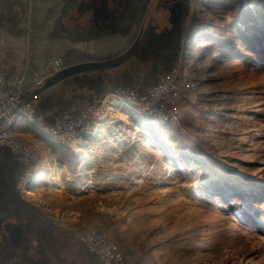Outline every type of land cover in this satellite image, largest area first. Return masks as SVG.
I'll list each match as a JSON object with an SVG mask.
<instances>
[{"label":"rangeland","instance_id":"374dc122","mask_svg":"<svg viewBox=\"0 0 264 264\" xmlns=\"http://www.w3.org/2000/svg\"><path fill=\"white\" fill-rule=\"evenodd\" d=\"M192 2L190 20L198 19L203 27L187 39L190 20L185 22L173 59L132 61L129 81L88 98H72L52 118V125L44 119V126L53 127L55 119L73 116L104 92L120 88L146 92L173 67L177 68L174 92L165 94L163 102L169 109L170 100H175L176 121L147 118L137 124L122 117L118 129H105L82 148L58 147L60 157L52 144H33L17 135L42 153L36 170L42 164L52 182L63 184L61 165L66 163L76 185L65 192L47 183L44 187L49 188L43 190H32L33 183L23 193L17 189L28 221L46 229L34 214L43 215L49 226L73 235L101 264L82 244L85 232L107 234L123 254L124 264H264V69L236 60L232 53L224 56L220 46L231 42L238 47L232 26L238 12L249 25H263L264 0H232L226 8ZM67 55L52 59L45 75L58 72ZM74 56L67 64L90 61L82 54ZM54 61L60 62L57 70L51 65ZM37 81L43 83L44 77L29 84L18 82L7 90L31 87ZM23 95L21 104L31 99L29 93ZM72 108L74 114H65ZM15 155L21 169L17 187L24 169ZM8 185L0 170V208L5 200L11 213L7 221L18 223L21 216L16 217L17 204ZM27 191L44 205L29 200ZM2 229L8 233L11 226L4 227L1 221L3 241L7 233ZM34 229L28 230L30 259H36L37 249L43 250L38 241L44 230L38 237ZM59 247L68 253L62 244ZM68 256L73 258L71 253ZM44 259L48 264L45 252Z\"/></svg>","mask_w":264,"mask_h":264},{"label":"crops","instance_id":"0c3cea01","mask_svg":"<svg viewBox=\"0 0 264 264\" xmlns=\"http://www.w3.org/2000/svg\"><path fill=\"white\" fill-rule=\"evenodd\" d=\"M194 6L192 0H0V90L5 91L18 82L29 84L43 76L34 110L46 124L52 125V118L72 98H88L129 81L132 61L152 57L167 63L173 59L178 53L180 30L190 20ZM145 11L153 15L154 25L168 30L161 37L153 33L146 39L154 50L136 40ZM72 53L82 54L90 61L45 75L52 59ZM161 64L158 62L155 67L159 69ZM74 113L72 108L65 114ZM132 119L141 124L147 117L134 114ZM15 132L30 143L51 144L49 130L39 129L22 117L16 119ZM54 148L55 155L60 157V149ZM18 165L17 156L0 146V167L17 169L18 175L21 172ZM61 169L64 185L52 182L46 176V168L39 164L31 189L54 187L65 192L66 188L75 187L70 181V167L62 163ZM44 183L50 186L44 187ZM34 215L46 228L42 239L40 224L33 222L48 264H101L73 235L62 234L61 230L49 226L43 215ZM2 216L0 221L4 223ZM1 237L4 236L0 232V264H28L30 252L26 255L14 249ZM60 244L68 253L59 251ZM70 253L72 259L68 256Z\"/></svg>","mask_w":264,"mask_h":264},{"label":"built area","instance_id":"2783aa9c","mask_svg":"<svg viewBox=\"0 0 264 264\" xmlns=\"http://www.w3.org/2000/svg\"><path fill=\"white\" fill-rule=\"evenodd\" d=\"M57 70L60 68V62L54 61L51 63ZM171 74L160 78L159 83L146 92L135 89H116L104 92L100 97L92 99L79 108L78 113L70 117L55 119V126L45 127L44 118L36 115L33 109V103L37 99L38 90L42 87V81H37L31 87L22 88L15 86L7 91H0V138H7V133H12L10 130V121L16 113L28 111L32 114L33 120L40 124L43 128L49 130L58 138H65V147L74 145L75 140H81V135L84 132H90L92 126L96 125L99 119H102V112L105 110L106 100L112 97H122L124 100L135 102V106L144 107L153 116L158 118H167L174 121V116L178 112L175 106V100H170L172 108H166L164 104L165 94H171L175 88V79L177 68L171 69ZM187 87V86H186ZM24 92L29 93L27 102L21 104V99ZM21 104V105H20ZM169 105V104H168ZM166 108V109H165ZM115 120V118H114ZM118 129L111 127V129ZM110 129V128H108ZM1 146V145H0ZM10 152L19 155L24 173L17 184V189L22 193V183L26 182V171L32 170L34 165L33 155L24 149L8 140V146H4ZM23 198V195H21ZM82 244L92 253L96 254L103 264H124V257L117 245L105 233L100 232H85L81 237Z\"/></svg>","mask_w":264,"mask_h":264},{"label":"trees","instance_id":"16d2710c","mask_svg":"<svg viewBox=\"0 0 264 264\" xmlns=\"http://www.w3.org/2000/svg\"><path fill=\"white\" fill-rule=\"evenodd\" d=\"M197 2L203 1L204 5H216L220 8L228 7L229 3L232 0H195ZM247 11L245 10V13ZM260 12L262 17L264 18V5L260 8ZM248 13V12H247ZM234 21L232 22L233 28L235 27L234 36L238 39V47H235L231 44V42L221 43L220 46L223 49V55L228 56L227 53H232L233 58L236 60H241L243 63H247L249 65L263 68L264 69V23L262 26L258 25H249L246 19L242 20V13L238 12L236 14ZM203 25L199 22L198 19L192 17L189 22L188 27L186 28L185 38L191 39L195 34L202 30ZM183 30V27L181 28ZM181 32V30H180ZM74 54H69L65 58H62L63 62L62 68H69L73 65H77L78 63L84 62L76 61L73 64H67L69 59H72ZM8 225V224H7ZM12 227L10 239L12 240L13 246L20 250L26 251L25 247V238L21 237V232L15 224H10ZM261 225L258 224V227ZM33 264H45L44 254L38 253L35 260H33Z\"/></svg>","mask_w":264,"mask_h":264},{"label":"bare ground","instance_id":"6f19581e","mask_svg":"<svg viewBox=\"0 0 264 264\" xmlns=\"http://www.w3.org/2000/svg\"><path fill=\"white\" fill-rule=\"evenodd\" d=\"M136 114L138 116H144L147 118H153L160 123H165L168 120L167 118H158L156 116H153L148 110H146L144 107L135 106V102H132L130 100H124L122 97H112V99L106 100V106L104 112H102V119H99L96 125L92 126V130L90 132H84L83 135H81V140H75L74 145L77 144L78 147H84V143L89 138H93L95 135H99L102 132H104L105 129L116 127L117 125H121L122 123V117L125 121H131L132 115ZM177 115V113H176ZM18 117H22L24 120H26L28 123L34 125L35 127L39 129H43V127L35 122L33 120V116L28 111H21L16 113L15 116L10 121V130L12 133H7V138H0V145L1 146H8V140H11V142L15 143L16 145L23 147L24 149H27L29 153L33 155L34 159V165L32 167V170L26 171V182L22 183V193L23 190L27 189L35 180L36 174H34L36 170V162L42 153L40 150L35 146H30L25 141H22L17 137V134L15 133L14 127L15 122ZM115 118V120H114ZM176 116H174V121H176ZM49 139L53 146L57 147H65V138H58L57 135H53V133L49 132ZM80 141L79 143H77ZM83 141V143H81ZM70 148V147H69ZM80 148V150H81ZM50 149V148H49ZM78 153L80 151L78 150ZM77 154V152H76ZM47 177H51L50 173L46 174ZM27 198L31 201H35L41 206L44 205V203L39 201L36 197V195L32 191H27Z\"/></svg>","mask_w":264,"mask_h":264},{"label":"flooded vegetation","instance_id":"af4514ba","mask_svg":"<svg viewBox=\"0 0 264 264\" xmlns=\"http://www.w3.org/2000/svg\"><path fill=\"white\" fill-rule=\"evenodd\" d=\"M152 14L150 12H147L145 11L143 14H142V18H141V22H140V28L136 34V40H140L142 42H144V47H148L149 49L151 50H154L155 47L152 46L151 44H149L147 42L146 39H148V37L153 34V33H156L159 37H161V35L163 34H166L168 33V30L166 28H161L158 26V25H154L155 22L153 21L152 19ZM158 24V23H157ZM145 43H147V45L145 46ZM178 49H179V46H178ZM0 170L2 171V173L4 174V176L6 177V179H8V186L10 188V198H12V200L17 204V216L16 217H20V221L18 223H13V222H10V221H7L8 218L10 217L9 214L10 211L6 209V205L3 203V200L2 201V206L0 209V214H4V216H2V219L6 220L3 225L4 227L7 225V224H15L18 229L20 230L21 232V237L25 238V247H26V251H24L27 255V253L30 252V245H29V240H28V230H31L33 226V223L32 222H29L28 220V214H26L25 212H28L27 208H25V205L21 202V200L18 198H22L21 196H18V192H17V187H16V181H17V175H16V170H12V172H10L11 170L7 167L5 168H2L0 167ZM10 170V171H9ZM28 224H27V223ZM1 223V221H0ZM26 223V224H25ZM28 225V227H26ZM30 226V227H29ZM32 226V227H31ZM12 228V227H11ZM3 232L6 234L7 233V230L5 229H2ZM11 230L13 229H10L7 233V236L5 237L6 241L8 242V244L13 247L14 249H16L14 246H13V243H12V240L10 239V234H11ZM1 232V231H0ZM2 233V232H1ZM4 234V235H5ZM18 250V249H17ZM20 251V250H19ZM23 252V251H22ZM39 252V251H38ZM32 260V261H30ZM33 260L35 259H29L28 260V264H33Z\"/></svg>","mask_w":264,"mask_h":264}]
</instances>
